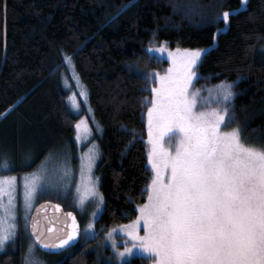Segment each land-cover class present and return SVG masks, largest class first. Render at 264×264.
<instances>
[{
	"label": "trees",
	"instance_id": "trees-1",
	"mask_svg": "<svg viewBox=\"0 0 264 264\" xmlns=\"http://www.w3.org/2000/svg\"><path fill=\"white\" fill-rule=\"evenodd\" d=\"M0 0V162L21 163L28 151L31 170L51 151L73 142L76 122L66 88L68 57L89 92L102 125L96 167L104 196L97 227L106 230L138 214L151 181L146 99L154 86L145 72L166 60L144 49L163 41L171 47H210L197 68L196 87L234 82L227 125L239 127L247 143L264 145V0H248L229 17L205 23L241 0ZM191 9V11H190ZM219 30V31H218ZM234 105V107H233ZM91 242L54 256L57 264H116L90 248ZM22 244L0 254V264H22ZM135 257L123 264H146Z\"/></svg>",
	"mask_w": 264,
	"mask_h": 264
},
{
	"label": "snow or ice",
	"instance_id": "snow-or-ice-1",
	"mask_svg": "<svg viewBox=\"0 0 264 264\" xmlns=\"http://www.w3.org/2000/svg\"><path fill=\"white\" fill-rule=\"evenodd\" d=\"M130 6L131 0L118 11ZM236 11L205 17L204 22L222 19L228 23ZM166 43L144 51L154 59V53L166 51ZM209 51L210 48L168 51L172 63L163 75L154 71L143 74V78L157 84L148 89L151 99L145 98L150 105L148 162L154 175L146 188L147 202L138 206L139 215L129 224L119 226L130 238L124 241L123 251H115L121 259L138 249L153 264H264V145L247 143L239 127L223 130L235 119L226 106L235 95L234 82L221 81L208 89V97L201 95L204 89L193 87L196 79H206L197 68ZM81 95L87 93L82 91ZM210 103L225 107L197 110ZM84 124L81 119L75 125L77 139L81 138ZM89 131L83 129L84 133ZM97 156L93 149L81 157L79 203L87 197L103 201L91 176ZM0 167L9 165L4 160ZM40 180L37 173L24 179L26 209L41 187ZM15 181L16 177H0V251L17 234ZM96 207L99 209L100 204ZM67 216L72 218L70 230L55 240L33 224L34 240L24 252L22 264H41L35 254L37 243L44 249H64L75 241L76 219L70 212ZM141 221L143 235L137 231ZM92 227V223L87 225L88 229ZM115 231L110 229L105 235L111 240Z\"/></svg>",
	"mask_w": 264,
	"mask_h": 264
},
{
	"label": "rangeland",
	"instance_id": "rangeland-1",
	"mask_svg": "<svg viewBox=\"0 0 264 264\" xmlns=\"http://www.w3.org/2000/svg\"><path fill=\"white\" fill-rule=\"evenodd\" d=\"M248 0H246V4H242L238 9L245 8L247 6ZM167 42V41H163ZM162 43V42H161ZM155 44L152 47L158 48L160 44ZM166 51L165 52H156L154 53L158 58L166 60V65L159 71H155L163 75L166 70L170 67L172 61L168 57V51L175 52L176 49H195V48H185V47H171L168 43H166ZM198 48H210V47H198ZM262 53H264V43L261 44L258 48ZM68 61V72L70 76V81L65 79V86L66 88L73 87V91L68 96V104L71 111L75 114H79L82 110H86L85 115L82 116L78 121L83 119L85 124L82 125L81 128V138L77 139V129L75 127V134L73 142H67L63 144L62 147L51 151L48 155H46L36 167L31 170H23L21 172H13V173H3L0 174V177H16L15 185L16 190L14 193L15 196V212H16V220L15 223L17 225L16 229V237L14 240L6 242L5 249L0 251V254H4L9 251H15L18 249L19 244H22V253H21V260L25 251L28 250L29 245L33 243V238L30 233V220L35 207L44 200H53L56 202L61 203L66 209L73 210L81 225V242H91L92 240L96 239L95 243H90V248L94 250L96 253H99L101 256L107 258V260L112 261L116 264H123L127 261L132 260L135 257H145L147 262L146 264H153L150 258H147L146 254L140 252L138 249L133 250V254L126 256L121 259L115 255L116 249L123 251L125 244V240H129L130 238L125 235L124 232L120 230L121 225H127L131 221L135 220L136 217L132 220L122 223L113 225L106 230H101L97 227V220L104 209V196L100 188V177L96 172V167L99 163L101 158L100 152V145L98 141V137L102 133V125L96 118L92 108L89 104V92L85 84L80 79L79 75L77 74L75 64L72 66V61L67 59ZM212 84L204 87H196L193 85L195 89H204L201 93L203 97H208L210 95L208 89L213 88V86L219 85ZM157 84L154 82V86ZM234 92V89H232ZM86 92L87 96L81 95V92ZM152 95V94H151ZM151 99V96L148 100ZM233 100V99H232ZM232 100L226 105L227 107L231 108ZM78 105L79 107H76ZM150 105L146 102V121H147V132H148V116H147V109ZM216 107H225V105H217L216 103H210L208 105H202L197 110H203L204 108H216ZM77 121V122H78ZM76 122V123H77ZM76 125V124H75ZM88 128L90 131L88 133H84L83 129ZM232 128L236 127H227L223 128V130L228 131ZM148 145H147V153L150 150L149 144V134H148ZM252 144V143H249ZM256 145H263V144H256ZM165 147H169L168 144H165ZM93 149L98 152V156L96 158L95 164L91 170V176L94 180H96L97 190L103 196V201L100 202L98 197H87L83 203H79V194L77 193V185L81 181V157L82 155H86L90 153ZM171 150L174 151V148ZM34 151H28L27 154L24 155L23 160L21 163L14 162L12 156H5L3 157L2 161H7L9 167L3 168L0 167V171H12L16 168L25 169L31 165V163L35 159ZM150 170H151V180L154 175L151 165L149 163ZM65 169H67V174L65 173ZM37 173L40 175L41 180L40 184L41 187L38 189L37 194L31 201V207H25L24 202V179L28 174ZM151 182V181H150ZM148 196V193H147ZM5 203H7V197H4ZM145 202L142 204L146 203ZM97 203L100 204L99 209H97ZM140 204V205H142ZM12 222V221H10ZM92 223L93 227L91 229L87 228V225ZM110 229H115L116 231L113 234V239H108L105 235L109 232ZM137 231L140 235H143V222L141 221ZM113 241L115 242L116 248H113ZM131 247V243L128 244ZM35 254L37 258L41 261V264H57L61 259H53L54 256L58 254H50L41 251L37 245L35 247ZM56 258V257H54ZM3 264H15L13 261L5 262Z\"/></svg>",
	"mask_w": 264,
	"mask_h": 264
},
{
	"label": "water",
	"instance_id": "water-1",
	"mask_svg": "<svg viewBox=\"0 0 264 264\" xmlns=\"http://www.w3.org/2000/svg\"><path fill=\"white\" fill-rule=\"evenodd\" d=\"M59 205V208L56 206ZM72 213L76 219V224L78 228V236L75 241L70 242V245L64 249H44L41 245L37 243V247L46 253L50 254H61L66 250L76 246L81 239V225L80 221L73 210L66 209L61 203L53 200L41 201L33 210L31 220H30V233L34 240V235L32 233V227L35 226L39 232L43 233L45 236L52 237L53 240L56 238H63L66 233L70 230V225L72 223V218L67 216V213ZM51 229L49 232L48 230Z\"/></svg>",
	"mask_w": 264,
	"mask_h": 264
}]
</instances>
